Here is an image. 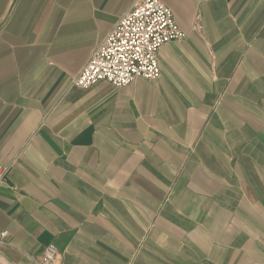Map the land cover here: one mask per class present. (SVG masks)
I'll list each match as a JSON object with an SVG mask.
<instances>
[{
	"label": "crops",
	"instance_id": "0c3cea01",
	"mask_svg": "<svg viewBox=\"0 0 264 264\" xmlns=\"http://www.w3.org/2000/svg\"><path fill=\"white\" fill-rule=\"evenodd\" d=\"M135 0H0V264H264V0H160V75L71 79Z\"/></svg>",
	"mask_w": 264,
	"mask_h": 264
},
{
	"label": "built area",
	"instance_id": "2783aa9c",
	"mask_svg": "<svg viewBox=\"0 0 264 264\" xmlns=\"http://www.w3.org/2000/svg\"><path fill=\"white\" fill-rule=\"evenodd\" d=\"M131 6L71 79L74 86L88 88L98 81H107L121 87L137 77H159L158 49L169 41L185 38V32L173 19L169 6L160 0H135ZM3 172L0 170V179ZM6 237L7 231H1L0 245L5 244ZM43 249L41 256L33 259L35 264H63L53 244Z\"/></svg>",
	"mask_w": 264,
	"mask_h": 264
}]
</instances>
